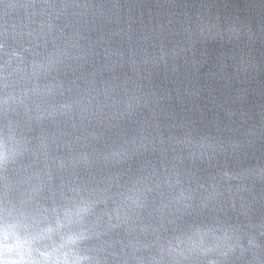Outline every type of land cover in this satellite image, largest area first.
Here are the masks:
<instances>
[{
  "label": "clouds",
  "instance_id": "clouds-1",
  "mask_svg": "<svg viewBox=\"0 0 264 264\" xmlns=\"http://www.w3.org/2000/svg\"><path fill=\"white\" fill-rule=\"evenodd\" d=\"M157 75L227 80L224 118L164 116ZM0 264H264V23L0 0Z\"/></svg>",
  "mask_w": 264,
  "mask_h": 264
},
{
  "label": "water",
  "instance_id": "water-1",
  "mask_svg": "<svg viewBox=\"0 0 264 264\" xmlns=\"http://www.w3.org/2000/svg\"><path fill=\"white\" fill-rule=\"evenodd\" d=\"M122 3L133 5L144 13V19L150 18L160 5L171 3L173 0H121ZM222 10L248 16L257 26L264 23V0H210ZM214 61L224 59L227 49L216 46L209 53ZM170 77L157 75L153 87L163 97L160 101V110L164 116L169 113L178 119H192L201 123L218 121L224 118V109L228 105L232 85L223 78L199 79L193 85L191 95L181 91L172 92Z\"/></svg>",
  "mask_w": 264,
  "mask_h": 264
}]
</instances>
